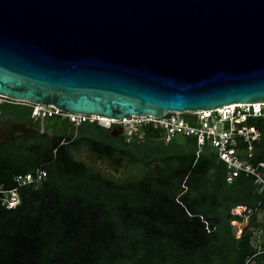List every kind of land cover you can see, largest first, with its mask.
I'll list each match as a JSON object with an SVG mask.
<instances>
[{"label":"water","instance_id":"water-1","mask_svg":"<svg viewBox=\"0 0 264 264\" xmlns=\"http://www.w3.org/2000/svg\"><path fill=\"white\" fill-rule=\"evenodd\" d=\"M0 97L118 120L264 103V0H0Z\"/></svg>","mask_w":264,"mask_h":264},{"label":"trees","instance_id":"trees-1","mask_svg":"<svg viewBox=\"0 0 264 264\" xmlns=\"http://www.w3.org/2000/svg\"><path fill=\"white\" fill-rule=\"evenodd\" d=\"M46 121L45 133L35 122L34 146L0 148V184L11 187L13 175L39 167L47 172L38 187L20 190L18 207L0 206V264H244L254 254L248 230L260 227L264 236V222L255 212L236 234L233 209L260 211L264 199L249 177L226 184L214 149L204 146L197 155L191 137L166 145L148 128L142 142L123 139L120 146L94 124L75 130L57 117ZM251 123L261 131L256 164L264 162V118ZM61 140L106 146L139 177H108L59 146ZM255 260L264 264V254Z\"/></svg>","mask_w":264,"mask_h":264},{"label":"built area","instance_id":"built-area-1","mask_svg":"<svg viewBox=\"0 0 264 264\" xmlns=\"http://www.w3.org/2000/svg\"><path fill=\"white\" fill-rule=\"evenodd\" d=\"M11 100L0 97V104ZM12 102V101H11ZM31 110V118L41 121L57 117L66 120L75 130L85 123L94 124L106 131H121L124 140L142 142L148 128L158 132L164 144H172L179 137H191L196 142L197 155L204 146L214 149L216 161L225 167L224 181L230 185L241 177H249L264 199V162H251L253 150L261 142L258 125L251 123L264 118V103L231 104L214 110L168 112L160 118L153 116H130L122 119L106 118L98 115L67 113L49 105L18 102ZM47 172L42 167L33 172L15 174L11 187L0 184V206L15 209L21 204L20 190L24 187H38ZM259 202L258 205L261 204ZM239 218L231 221L236 234H241L249 223V218L257 213V222H264V209L237 206L233 209ZM251 243L255 250L244 264H256L255 258L264 254L262 229H249Z\"/></svg>","mask_w":264,"mask_h":264},{"label":"flooded vegetation","instance_id":"flooded-vegetation-1","mask_svg":"<svg viewBox=\"0 0 264 264\" xmlns=\"http://www.w3.org/2000/svg\"><path fill=\"white\" fill-rule=\"evenodd\" d=\"M28 111V107L21 105L17 101L3 102L0 104V148H4L6 150H24L28 147L34 146V144L39 141V139L35 137L36 121L32 119L31 116H28ZM40 133H45V131L40 130ZM111 133L112 131H105L103 134L105 138L110 137L115 139L119 143L118 145L121 146V142L124 139L122 132L114 136ZM64 142H66V144L63 145L70 151V154L73 157V149H78L81 146H86L95 153L100 152L102 154V152H105L104 154H107L105 155V158L107 159H110L112 156V152L108 151L106 146H103V149H99L100 147L94 144L82 141L81 144L74 147L72 146L71 141Z\"/></svg>","mask_w":264,"mask_h":264},{"label":"rangeland","instance_id":"rangeland-1","mask_svg":"<svg viewBox=\"0 0 264 264\" xmlns=\"http://www.w3.org/2000/svg\"><path fill=\"white\" fill-rule=\"evenodd\" d=\"M46 121L45 123H40V129L44 131H49L51 128L49 127L50 123ZM58 123V122H56ZM50 133V132H48ZM179 142H183L182 137L177 139ZM66 144L63 140L59 142V146ZM105 152H93L90 148L86 146H81L80 148H74L73 154L77 160L85 161L86 164L92 166L95 169H98L102 173L106 174L108 177L112 176L116 179H128L131 177H139L138 169H131L132 166H129L128 160L124 157V155L116 154L112 155L110 159L105 158L107 154Z\"/></svg>","mask_w":264,"mask_h":264}]
</instances>
